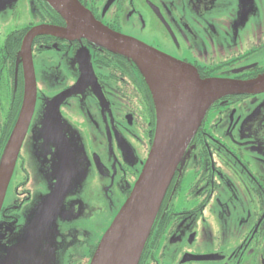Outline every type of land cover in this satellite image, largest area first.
Listing matches in <instances>:
<instances>
[{
  "label": "flooded vegetation",
  "instance_id": "obj_1",
  "mask_svg": "<svg viewBox=\"0 0 264 264\" xmlns=\"http://www.w3.org/2000/svg\"><path fill=\"white\" fill-rule=\"evenodd\" d=\"M79 1L106 26L204 79L264 74V0ZM31 10L37 24L0 33V161L23 103L24 39L36 25L65 26L45 0ZM31 57L36 105L0 209V264L30 260L25 222L39 192L79 209L68 233L78 252L68 248L55 264H90L111 207L119 212L151 152L153 97L132 62L85 39L40 34ZM79 146L85 179L71 168L72 160L81 168ZM262 146L264 92L217 100L168 186L138 264H264Z\"/></svg>",
  "mask_w": 264,
  "mask_h": 264
},
{
  "label": "water",
  "instance_id": "obj_2",
  "mask_svg": "<svg viewBox=\"0 0 264 264\" xmlns=\"http://www.w3.org/2000/svg\"><path fill=\"white\" fill-rule=\"evenodd\" d=\"M65 26L41 25L26 35L20 57L25 64L22 108L0 161V209L17 155L32 119L37 89L31 43L40 34L85 39L132 62L142 74L153 97L156 130L147 162L130 196L103 234L90 264H138L168 186L210 107L219 99L264 92V74L249 80L202 78L196 68L136 38L119 33L97 20L79 0H45ZM35 207L25 224L29 232L44 224L51 213Z\"/></svg>",
  "mask_w": 264,
  "mask_h": 264
},
{
  "label": "rangeland",
  "instance_id": "obj_3",
  "mask_svg": "<svg viewBox=\"0 0 264 264\" xmlns=\"http://www.w3.org/2000/svg\"><path fill=\"white\" fill-rule=\"evenodd\" d=\"M34 2L35 0H0V33H4L10 27H13V29L23 27L32 20H34L33 22L37 24L38 21L34 19V15L32 14L31 10ZM37 26L40 25H36L35 27ZM144 139L148 144V138L144 137ZM78 153L79 162H81L80 167L82 169L79 168V166L74 165L75 160H72L73 164L71 168L74 171L73 174H75L77 178L85 179L86 177H88V169L85 170L83 168L82 163H85V159L83 149H81L80 146ZM48 202V196L42 194V192L36 194L31 204L32 206H34L28 214L25 224L30 221L32 216H34V207L40 205L41 207H44ZM78 202L81 203L80 201ZM111 208L112 211L108 220V223L110 225L118 214L117 209L119 207L115 208V206H112ZM77 209L78 208L75 207L74 202L65 201L64 198L53 203L51 213L47 217L44 224L40 227L34 228L29 232L30 244L25 246L23 249L30 256V260L26 264H55L58 261L62 263L67 258V255L69 253L68 248H70V250L73 252H78L77 246H72L73 244H71V242L69 243L68 235L71 230L70 221L74 218L71 224L73 226L76 219L75 216L79 213V209ZM77 221H80L78 219V216L76 222ZM110 225H108V227ZM104 233L105 232L102 233V236ZM95 237H97V239L99 238L97 232L95 234Z\"/></svg>",
  "mask_w": 264,
  "mask_h": 264
},
{
  "label": "trees",
  "instance_id": "obj_4",
  "mask_svg": "<svg viewBox=\"0 0 264 264\" xmlns=\"http://www.w3.org/2000/svg\"><path fill=\"white\" fill-rule=\"evenodd\" d=\"M48 4V3H47ZM49 5V4H48ZM50 6V5H49ZM52 9V8H51ZM54 12H55V14L57 15V17H59L60 19H62L60 16H59V14L54 10V9H52ZM63 20V19H62Z\"/></svg>",
  "mask_w": 264,
  "mask_h": 264
}]
</instances>
